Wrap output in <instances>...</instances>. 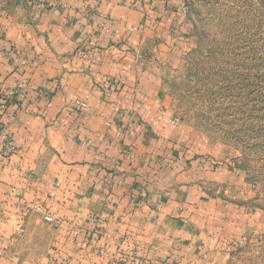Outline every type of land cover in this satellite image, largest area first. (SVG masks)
<instances>
[{"label":"crops","instance_id":"0c3cea01","mask_svg":"<svg viewBox=\"0 0 264 264\" xmlns=\"http://www.w3.org/2000/svg\"><path fill=\"white\" fill-rule=\"evenodd\" d=\"M61 1L0 0V264H227L264 221L162 94L189 0Z\"/></svg>","mask_w":264,"mask_h":264},{"label":"rangeland","instance_id":"374dc122","mask_svg":"<svg viewBox=\"0 0 264 264\" xmlns=\"http://www.w3.org/2000/svg\"><path fill=\"white\" fill-rule=\"evenodd\" d=\"M187 20L163 70L166 105L264 221V0H189ZM253 235L226 248L227 264H264V227Z\"/></svg>","mask_w":264,"mask_h":264},{"label":"built area","instance_id":"2783aa9c","mask_svg":"<svg viewBox=\"0 0 264 264\" xmlns=\"http://www.w3.org/2000/svg\"><path fill=\"white\" fill-rule=\"evenodd\" d=\"M47 2H48V4H47L48 7H50V8L65 7V4L61 0H47ZM123 4L125 5L126 2H123ZM94 19H95L94 16L89 17V21H93ZM124 84H125L124 81L118 80V79H112L107 83V85L111 89L123 86ZM9 95L12 97L13 96L14 97H22V87L17 86L16 89H14L11 93H9ZM7 104H8V99H2L0 101V113L5 111V109L7 108ZM85 107H86V105L84 103L76 102V103H73L71 105L70 112H75L78 108H85ZM3 150L6 154H13L17 151L13 141H11V139L6 137V136L3 137ZM128 157L130 159L134 158V156L131 153H129ZM37 212L45 215V213L41 207L37 208ZM44 219L48 223H53V224L57 223V221L54 217H51L48 215H45Z\"/></svg>","mask_w":264,"mask_h":264}]
</instances>
